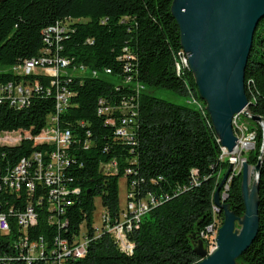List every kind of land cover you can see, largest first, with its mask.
Instances as JSON below:
<instances>
[{
    "label": "trees",
    "instance_id": "trees-1",
    "mask_svg": "<svg viewBox=\"0 0 264 264\" xmlns=\"http://www.w3.org/2000/svg\"><path fill=\"white\" fill-rule=\"evenodd\" d=\"M174 0H5L0 3V85H32L23 105L13 104L7 94L0 100V133L28 132L32 137L49 125L70 130L66 148L68 164L63 184L81 192L65 206L67 229L49 228L43 219L31 232L34 240L55 232L60 237L78 235V227L91 224L99 200L112 215L118 211V181L136 184L137 197L152 195L160 202L151 207L131 232L132 255L122 253L113 240L103 235L92 241L85 257L72 264H194V252L202 231L211 221L215 177L220 167V142L205 102L200 99L192 72L176 74L183 51L180 31L172 15ZM63 29L59 37L53 27ZM45 59V63H40ZM67 60L66 70L50 76L15 74L11 68L34 60L50 67ZM109 70V73L106 72ZM94 71L95 75L90 72ZM129 78L128 81H126ZM247 113L261 116L264 125V18L255 32L245 67ZM38 85L35 88L34 83ZM163 88L182 97L195 96L202 110L193 104H178L157 97ZM58 92L70 93L61 112L56 109ZM120 106L126 101L137 112L135 140L123 142L115 124L99 113L100 103ZM112 114H123L116 110ZM56 118L51 122L52 117ZM246 119L254 132V147L244 153L258 176V232L237 259L242 264H264V126ZM32 140L10 147L0 145V211L14 225L15 213L23 210L5 193L2 176L20 160L29 159ZM115 163L117 171L106 175L102 164ZM128 170H130L128 172ZM240 175L234 176L226 202L237 216L244 212ZM195 180V183L193 182ZM222 216V214H220Z\"/></svg>",
    "mask_w": 264,
    "mask_h": 264
},
{
    "label": "built area",
    "instance_id": "built-area-1",
    "mask_svg": "<svg viewBox=\"0 0 264 264\" xmlns=\"http://www.w3.org/2000/svg\"><path fill=\"white\" fill-rule=\"evenodd\" d=\"M49 31L60 36L63 29L53 27ZM176 58L179 59V66H174L177 75H180L183 69H189L188 53L181 51L176 53ZM40 63L49 62L45 59H40ZM67 60H56L55 64L50 67L37 66L34 60L26 61L23 65L14 66L11 71L19 75L32 74H47L57 76L67 68ZM109 73V70H106ZM95 75L94 71L90 72ZM129 78L126 80L128 81ZM35 82L34 86L37 87ZM7 94L6 98H10L13 104L23 106L32 93V85L28 84H6L0 85V100L4 97L1 95ZM70 93L58 92L56 95V109L61 112L67 105ZM191 104L198 106L202 110L200 101L192 95L189 97ZM99 113L108 116L107 122L110 124L116 123L114 115L118 116V125L116 127V135L125 143L131 144L135 140L136 134V117L137 112L132 109L126 102L122 101L120 106H112L105 104L103 100H99ZM121 110L123 114H112L116 110ZM247 111V109L245 110ZM53 116L51 122H55ZM263 128V124L259 122ZM233 132L237 137L236 146L233 150L238 151L239 148L254 147V132L249 130L247 121H235L233 124ZM15 133L19 135L18 141L12 143L0 142V145L15 147L21 144L24 140H32L34 146H47L50 151L34 150L29 159H23L18 162L10 171H6L2 176V183L5 187L6 195L16 199L15 204L18 207L23 205V210H19L14 216V225H10L8 215L0 211V264H72L76 260L85 257V252L92 241L100 238L103 235H108L117 245L118 249L127 255H132L134 251V242L130 240L131 232L139 227L141 217L155 207L160 200L155 199L148 194L145 197H137L136 184L130 182L126 186L127 207L121 209L124 212L125 223L118 222L119 211L112 215L105 208L101 214V219L109 217L105 230H102L101 235L95 233L94 225L84 226V222L78 227V235H70L71 238L60 237L55 232L49 240L45 236H37L34 240L32 232L38 225L39 219H43L49 228L59 227L67 229L68 220L66 218L65 206H69L71 198L74 195L76 188L70 189L63 184L64 170L68 164L66 158V148L71 142L72 135L70 130H60L55 125H49L44 128L39 135L32 137L28 132H4ZM220 150H227L225 147H220ZM245 160L239 159L230 164L235 168H242ZM100 171L106 175L116 173V164H102ZM130 170H128L129 172ZM240 171V170H239ZM231 175L226 179L223 185L221 199L225 200L228 196L229 185L233 179ZM195 183V180L193 181ZM1 208V207H0ZM213 217L207 226L200 231V239L203 240L207 250L213 249L216 244L218 234L216 218L219 214V207L212 205ZM94 210V209H93ZM93 213V212H92ZM118 219V220H117ZM213 219V220H212ZM114 223V224H111ZM104 228V227H103ZM102 228V229H103ZM122 231L123 234H120ZM109 233V234H107Z\"/></svg>",
    "mask_w": 264,
    "mask_h": 264
},
{
    "label": "water",
    "instance_id": "water-1",
    "mask_svg": "<svg viewBox=\"0 0 264 264\" xmlns=\"http://www.w3.org/2000/svg\"><path fill=\"white\" fill-rule=\"evenodd\" d=\"M171 11L198 95L205 102L220 145L231 152L237 141L233 117L245 114L248 107L245 67L258 24L264 18V0H174ZM251 118L263 122L261 116ZM259 169L260 160L249 183V166L243 163L240 195L244 212L237 216L220 196L229 166L213 193V203L223 216L215 247L207 251L199 240L193 249L199 260L194 264H242L237 259L258 232Z\"/></svg>",
    "mask_w": 264,
    "mask_h": 264
},
{
    "label": "rangeland",
    "instance_id": "rangeland-1",
    "mask_svg": "<svg viewBox=\"0 0 264 264\" xmlns=\"http://www.w3.org/2000/svg\"><path fill=\"white\" fill-rule=\"evenodd\" d=\"M154 94L157 96V97H161V98H164L166 100H169L171 102H174V103H178V104H186V105H191V102H189V97H182V96H178L176 95L175 93L171 92V91H168L166 89H163V88H158V89H155L154 90ZM243 118H246L245 115H241L240 116V121H246V119H243ZM19 139V135L18 134H13V133H0V142H5V143H9V142H13V141H18ZM250 150V149H249ZM247 150V151H249ZM221 152V150H220ZM245 153V152H244ZM244 153L242 154V156L245 158L244 156ZM227 159V156L224 157V159ZM227 162V166L226 167H220L219 168V172L217 174V176L215 177V182L216 184L219 183L223 177V175L225 174V172L227 171V169L229 168V166L231 165L230 163H228V160H223L222 162ZM245 161H246V158H245ZM249 166V165H248ZM241 169L242 168H238V169H235L232 165H231V170L230 172L228 173V176L232 174V172H234L235 174L233 176H238L240 175V178H241ZM240 170V171H239ZM116 171H117V166H116ZM254 171H253V167L252 166H249V183L252 182V180L254 179ZM227 176V178H228ZM226 178V179H227ZM241 180V179H240ZM241 182V181H240ZM225 183H226V180H225ZM224 183V185H225ZM217 187V186H216ZM223 187V186H222ZM216 189V188H215ZM214 189V191H215ZM213 191V193H214ZM81 192V189L80 188H76V191L74 192V195H77L78 193ZM118 194H119V211L116 213L118 214L119 213V220L118 222L120 223H125L123 222L124 221V212L121 211L122 208H124L125 206L127 207V200H126V182H125V178L124 177H121L118 181ZM220 195H222V191H220ZM94 210H93V213H92V216H91V225H94L95 227V233L96 234H99V236L101 235L102 233V230H105L106 229V226L108 225L106 221H108L109 217H106L105 218V222L103 219H101V214L102 212H104L105 207L104 205L101 204L100 200H99V197H96L95 200H94ZM221 214V213H220ZM220 214H218V217L216 218V224H217V230L221 227L222 225V221H223V216H220ZM213 217V212H212V208H211V218ZM213 220V219H212ZM212 222V221H211ZM84 226H86L85 222L83 223ZM111 224H114V223H111ZM140 226V224H139ZM207 226V225H206ZM205 226V227H206ZM104 227V228H103ZM103 228V229H102ZM139 228V227H138ZM137 228V229H138ZM109 234V233H107ZM120 234H123L122 231ZM108 236V235H107ZM130 240H131V236H129ZM199 240H202V239H199ZM203 241V240H202ZM204 244V243H203ZM205 247V246H204ZM206 248V247H205ZM214 249V248H213ZM213 249H210V250H206L207 251H211Z\"/></svg>",
    "mask_w": 264,
    "mask_h": 264
},
{
    "label": "bare ground",
    "instance_id": "bare-ground-1",
    "mask_svg": "<svg viewBox=\"0 0 264 264\" xmlns=\"http://www.w3.org/2000/svg\"><path fill=\"white\" fill-rule=\"evenodd\" d=\"M183 50V48H181ZM179 62V61H178ZM176 66H179V63L176 64ZM242 114H239V115H236L233 117V120H232V124L235 122V121H240V116ZM246 116V118H251L250 114H248L246 111H245V114H243ZM263 124V122H261ZM264 126V125H263ZM222 147V146H221ZM247 150H249V148H239L238 151L236 150H232L231 152H229L228 150H221V154H220V157H219V160L220 162L223 161V160H228V163H231V162H234L235 160H238V156H239V159L241 160H245V158L242 156V154L244 152H246ZM227 156V159L224 157ZM227 163V162H226ZM226 200V199H225ZM215 205V204H214ZM220 214V213H219Z\"/></svg>",
    "mask_w": 264,
    "mask_h": 264
}]
</instances>
